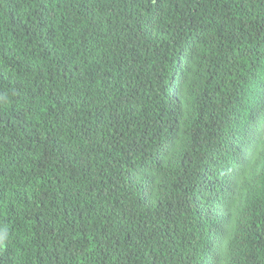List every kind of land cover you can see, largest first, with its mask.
I'll use <instances>...</instances> for the list:
<instances>
[{"label":"trees","instance_id":"trees-1","mask_svg":"<svg viewBox=\"0 0 264 264\" xmlns=\"http://www.w3.org/2000/svg\"><path fill=\"white\" fill-rule=\"evenodd\" d=\"M264 0H0V264H264Z\"/></svg>","mask_w":264,"mask_h":264},{"label":"snow or ice","instance_id":"snow-or-ice-1","mask_svg":"<svg viewBox=\"0 0 264 264\" xmlns=\"http://www.w3.org/2000/svg\"><path fill=\"white\" fill-rule=\"evenodd\" d=\"M261 115H262V117H264V113H262Z\"/></svg>","mask_w":264,"mask_h":264}]
</instances>
